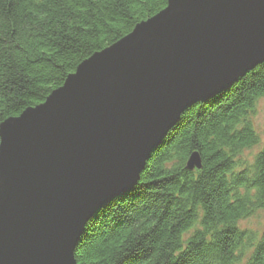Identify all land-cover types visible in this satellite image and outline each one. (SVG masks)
I'll return each mask as SVG.
<instances>
[{
    "label": "water",
    "instance_id": "1",
    "mask_svg": "<svg viewBox=\"0 0 264 264\" xmlns=\"http://www.w3.org/2000/svg\"><path fill=\"white\" fill-rule=\"evenodd\" d=\"M262 62L264 0H167L3 120L0 264H76L86 222L136 184L180 114Z\"/></svg>",
    "mask_w": 264,
    "mask_h": 264
},
{
    "label": "trees",
    "instance_id": "2",
    "mask_svg": "<svg viewBox=\"0 0 264 264\" xmlns=\"http://www.w3.org/2000/svg\"><path fill=\"white\" fill-rule=\"evenodd\" d=\"M167 0H0V123L42 103L93 53L158 13ZM264 62L187 107L150 153L136 184L85 224L76 264H264L263 143L252 125ZM196 152L200 167L186 162Z\"/></svg>",
    "mask_w": 264,
    "mask_h": 264
},
{
    "label": "rangeland",
    "instance_id": "3",
    "mask_svg": "<svg viewBox=\"0 0 264 264\" xmlns=\"http://www.w3.org/2000/svg\"><path fill=\"white\" fill-rule=\"evenodd\" d=\"M252 125L255 132L258 134L260 144L250 149L244 150L241 154V159L250 161L252 157L259 151L263 143L264 132V98L258 100L255 112L252 116ZM264 224V213L256 211L248 218L239 221L238 226L241 229H248L256 233H260Z\"/></svg>",
    "mask_w": 264,
    "mask_h": 264
}]
</instances>
